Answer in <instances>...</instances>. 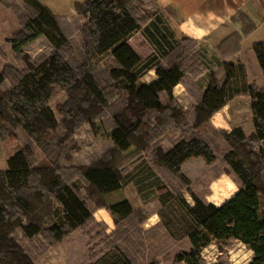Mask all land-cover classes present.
Masks as SVG:
<instances>
[{
    "label": "trees",
    "instance_id": "1",
    "mask_svg": "<svg viewBox=\"0 0 264 264\" xmlns=\"http://www.w3.org/2000/svg\"><path fill=\"white\" fill-rule=\"evenodd\" d=\"M21 1L26 9L8 42L22 65L0 67V137L14 146L7 154V169L0 171V264H36L20 237L30 241L42 236L55 244L92 220L78 181L124 233L136 216L139 228L147 213L129 200L107 204L103 196L131 182L142 196L147 195L145 187H152L159 194L162 226L172 238L187 237L190 242L176 262L204 264L205 248L235 239L253 252L250 264H264V86L246 84L244 65L224 63L223 76L210 75L202 97L185 109L173 91L190 76L202 74L198 42L178 34L160 8L150 16L144 0H84L76 2L80 20L70 26L40 0ZM137 32L154 48L144 60L129 44ZM39 38L49 42L51 52L33 61L25 48ZM253 50L264 74V42L255 43ZM105 59L106 79L97 72ZM150 69L157 79L148 85L152 96L143 100L129 88ZM58 91L67 98L55 111L50 102ZM241 91L251 97L254 131L247 135L235 128L223 133L230 146L223 155L229 168L224 172L234 174L241 188L218 206L197 196L183 166L194 158L215 163L216 152L197 129L208 127L212 116ZM162 93L165 102L158 96ZM107 116L106 135L113 147L90 165H73V132L83 123L96 130ZM174 135L179 139L165 148L160 140ZM132 147L135 155L150 151L152 164L138 156L141 165L126 171L123 153ZM166 173L175 176L177 189L168 185ZM133 261L115 243L89 264Z\"/></svg>",
    "mask_w": 264,
    "mask_h": 264
},
{
    "label": "rangeland",
    "instance_id": "2",
    "mask_svg": "<svg viewBox=\"0 0 264 264\" xmlns=\"http://www.w3.org/2000/svg\"><path fill=\"white\" fill-rule=\"evenodd\" d=\"M40 1L47 6H52L50 7L51 10L57 15L65 17V20L69 25L71 24L73 26V23L79 22L80 18L75 10L76 3L73 5V0H63L59 4L57 3V0ZM5 3L10 4L11 7H5ZM60 4L62 5L60 6ZM25 9L26 7L21 0H5L1 6L0 16L5 15L9 20H7L8 24L2 29V32L4 31L5 34L1 35L0 41V67L11 63L17 66L22 65V62L17 59V56L11 52V46L6 44L5 37L10 39L12 37L13 30H17L20 27L18 19ZM145 10L147 11L146 8ZM83 21L84 19L81 20V22ZM140 39H142V37L139 35L134 37L132 41L133 43H136L138 40L140 42ZM142 42L145 45L144 53L148 54L151 49L149 46L150 42L146 43L144 40H141V43ZM25 52L31 57L33 61H38L39 59L50 54L51 46L45 38H39L26 47ZM76 57H78V55H76ZM108 61V59L102 61L97 69V72L104 79H106V70L104 67L107 65ZM222 71L223 69L216 72V74L221 73ZM222 73L220 76H223ZM203 74L204 67L200 76L196 78L190 76L187 81H191V83L195 84V81L197 82ZM148 79L149 76H145L143 79H140L137 83L129 88V92L135 97L141 98L143 100L147 96H152V92L149 90L147 85ZM258 82L261 83L260 80ZM256 84L258 83L256 82ZM188 94L199 101L200 89L195 85L189 87ZM240 97V100H237L235 103L236 107L241 108L240 112L236 113L234 110L230 109V117H228V119L220 117L219 114L216 116L213 115L208 127L206 125L197 129V133L204 136L217 155V159L214 164H207L201 158H194L185 163V170L187 173H189V178H192V184L190 185L191 189L199 197L204 198L205 193H212L213 188L211 186L213 177L223 174L224 178H226L228 175H234L224 172L229 168L224 161L223 155L228 151L230 146L226 142L223 133L226 131L229 132L227 129H232V127L237 125H242L247 135H250L254 130L253 118L249 104L250 96L245 94ZM66 98L67 96L64 92L58 91L50 102L51 107L56 111L57 107L63 104ZM162 98L164 102L167 100V96L165 94L162 96ZM177 101L185 109L196 104L181 102L179 100ZM109 118L110 117L108 116L105 118L104 124L100 123L99 121L96 126V130L93 129L90 124L83 123L77 130L73 132L71 138L73 140V165H90L99 156L103 155L108 149L113 147V142L106 135V128L109 125ZM17 133H20L21 140L24 141L25 136L22 134V132L17 130ZM178 139L179 135H174L172 137L166 136L160 140V142L163 141L162 145L165 148H169L173 145L174 141ZM17 143L18 142H15L14 145ZM123 155V166L125 167L126 171H134L135 168L139 167L141 165L139 162L140 159H145V161L152 164V162H150V151H146L142 155H135V148L132 147L130 150L124 152ZM138 156H141V158L138 159ZM156 170L162 172L158 167ZM163 176H166L165 180L168 182L169 186L175 189L178 188L177 186L179 183L175 182V176H173L172 173H166V175ZM77 183L82 196L87 198L88 204L93 212L92 220H90L84 227L74 230L63 241L55 244H49V242H47L42 236L30 241L20 237L26 247L34 255L36 264H89L91 261L101 256L104 252L110 250L115 243H118V246H120L123 251L134 260L133 262H135V264H185L184 262H176L175 258L179 252L190 249V242L187 237H182L179 239L172 238L167 232L164 231L163 226L159 227L158 229L156 228L151 231L143 232L140 226L139 228L137 227V216L133 218L135 220L134 225H132V222L129 221V230H127L126 233L119 229L117 230V225L115 224V221L109 211L105 208L99 207V203L96 201L93 202L89 198V194L85 186L80 181ZM134 185L136 186L135 183L131 182L125 186V191L117 190L116 193L106 194L103 196L104 202L107 204L108 202H118L117 200L125 198L123 197L124 193H129V196L132 195V192H134ZM144 189L145 193L149 196L148 199L154 200L151 201L152 205L153 203L158 205V203H156L157 200L155 199H158L159 194L153 191L152 187L148 186ZM215 191V194H217V188ZM184 192L188 199L187 201L193 205L194 201L192 196L186 190ZM150 193H154L155 196H150ZM218 195L219 200L214 198V201L216 202L221 201V197L224 196L223 192L221 191L216 195V197ZM171 201L174 206H177V203L174 200ZM155 205L150 207L153 210H156L158 207ZM160 207L161 204L159 208ZM136 209H140L143 212L148 213L146 210L147 208L139 207ZM181 215H183V213H181ZM106 219H108L110 225L106 222ZM252 257L253 252L249 250L244 244L236 241L235 239H228L219 243L214 241L202 252L204 264H250Z\"/></svg>",
    "mask_w": 264,
    "mask_h": 264
},
{
    "label": "crops",
    "instance_id": "3",
    "mask_svg": "<svg viewBox=\"0 0 264 264\" xmlns=\"http://www.w3.org/2000/svg\"><path fill=\"white\" fill-rule=\"evenodd\" d=\"M58 4L63 0H57ZM84 0H73V5L76 2ZM147 13L150 16L154 15L155 8H160L164 11L167 19L170 21L171 27L177 31L178 34H183L189 38L195 39L198 42V53L201 57L204 74L195 84L186 81L185 83H179L173 91L174 97L186 103H197L198 100L194 99L188 94L189 87L196 86L200 89L199 99L202 97L204 90L209 85L210 75L216 74V72L221 71L224 63H234L242 64L246 69V84H254L258 87L264 86V74L263 70L259 64L258 58L253 50V45L255 43L264 42V0H144ZM62 4H60L61 6ZM0 5V10H1ZM48 7H52L48 5ZM74 7V6H73ZM8 17L5 15L0 16V41L1 35L5 34L2 29L8 24ZM141 36L140 42L133 43L134 37ZM9 38L5 37V42L7 45L11 46L8 42ZM141 40L146 43L149 42L142 32H137L134 34L130 40L129 44L135 50V52L141 57V59H146L153 51L154 48L151 44L150 52L148 54L144 53L145 45ZM1 46V45H0ZM11 52L12 49H11ZM149 76L148 84L157 79V74L155 69H150L141 78ZM261 81L259 83L258 81ZM256 82L258 84H256ZM192 85V86H191ZM249 95L244 91L236 94L226 106H224L216 115L219 114L220 117L228 119L230 117V109L234 110L236 113L241 111V108L236 107L235 103L240 100V96ZM164 94H159V98L163 101ZM250 98V110L252 118L254 119V113L251 106ZM214 116V117H215ZM224 122V121H223ZM227 122V121H226ZM235 128H243L242 125H237L232 127V129H227L232 131ZM254 131V130H253ZM14 150V146L8 145L0 137V171H5L8 167L7 164V154ZM204 164V163H203ZM186 164L183 166L184 173L188 176L189 173L185 170ZM189 177V176H188ZM192 180V178H190ZM192 184V183H191ZM212 193H205L203 200L213 203L215 205H221L232 196H234L241 188L240 183L235 179L234 175H228L224 178V175L213 177L212 179ZM217 194L223 192V197L221 201H214L216 198L219 200V195ZM235 189V190H234ZM124 186L118 191H125ZM132 195L129 193H124L121 201L129 200L133 208H147V219L140 224V228L143 232L151 231L162 227L161 218L159 216V206L160 203L157 200L156 203L152 205V199H148L149 196H142L139 194L137 187L133 186ZM113 191L111 193H116ZM185 195V192H184ZM150 196L154 195L151 193ZM186 197V196H185ZM116 198V197H114ZM187 199V197H186ZM120 200H117L118 202ZM188 200V199H187ZM108 202V201H107ZM116 203V202H115ZM108 204H113L109 203ZM156 206V210H153L150 206ZM158 217L155 223L151 222L152 217ZM105 218V217H104ZM106 222L110 225L108 219ZM146 224L151 226L146 227ZM164 231L168 233L165 227ZM162 229V228H161ZM169 234V233H168ZM237 241V240H236ZM239 242V241H238ZM241 243V242H240ZM182 263V262H181ZM185 263V262H184ZM186 264V263H185Z\"/></svg>",
    "mask_w": 264,
    "mask_h": 264
},
{
    "label": "clouds",
    "instance_id": "4",
    "mask_svg": "<svg viewBox=\"0 0 264 264\" xmlns=\"http://www.w3.org/2000/svg\"><path fill=\"white\" fill-rule=\"evenodd\" d=\"M234 190H235V189H234ZM157 220H158V217H155V216H154V217L151 218V222H152V223H155ZM148 226H151V225H150V224H146V227H148Z\"/></svg>",
    "mask_w": 264,
    "mask_h": 264
}]
</instances>
